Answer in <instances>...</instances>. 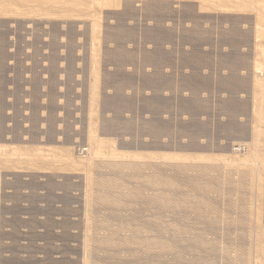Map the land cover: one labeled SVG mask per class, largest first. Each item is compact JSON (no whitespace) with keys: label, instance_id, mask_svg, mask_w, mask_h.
<instances>
[{"label":"rangeland","instance_id":"374dc122","mask_svg":"<svg viewBox=\"0 0 264 264\" xmlns=\"http://www.w3.org/2000/svg\"><path fill=\"white\" fill-rule=\"evenodd\" d=\"M263 158L264 0H0V264H264Z\"/></svg>","mask_w":264,"mask_h":264},{"label":"bare ground","instance_id":"6f19581e","mask_svg":"<svg viewBox=\"0 0 264 264\" xmlns=\"http://www.w3.org/2000/svg\"><path fill=\"white\" fill-rule=\"evenodd\" d=\"M57 3H59V2H57ZM61 3V2H60ZM245 4H248V3H245ZM240 5V4H239ZM244 5V4H243ZM242 5V6H243ZM241 6V5H240ZM225 7V6H224ZM167 8V7H166ZM262 31V30H261ZM260 31V32H261ZM257 66H259L258 68L260 69V65H257ZM256 66V67H257ZM256 67H255V69H256ZM262 69V68H261ZM258 70V69H257ZM256 70V71H257ZM260 74V73H259ZM82 152V151H81ZM249 156L250 157H252V160L249 158V160H247L246 162H249V163H251V162H253V159H255V158H259L260 156H259V154H258V152H257V150L256 149H252V151H251V154H249ZM262 169L264 170V158L262 159V161L261 162H259V166H258V170H256V171H258V173L259 174H261L262 173Z\"/></svg>","mask_w":264,"mask_h":264}]
</instances>
